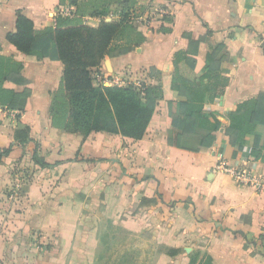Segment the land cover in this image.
<instances>
[{
	"label": "crops",
	"instance_id": "crops-1",
	"mask_svg": "<svg viewBox=\"0 0 264 264\" xmlns=\"http://www.w3.org/2000/svg\"><path fill=\"white\" fill-rule=\"evenodd\" d=\"M136 2L135 12L145 10L139 16L163 5L172 14L149 27L134 22L144 43L105 58L98 71L160 88L140 140L54 128L50 107L62 64L18 52L6 35L15 31L18 10L41 30L62 8L76 9L60 0H0V55L22 63L27 80L26 86L3 87L30 90L22 112L0 107V148L13 146L0 161V264H103L106 223L120 226L130 240V264H264V194L213 169L221 155L232 166L244 163L264 175V162L251 156L253 138L246 135L239 148L224 134L236 106L264 93V0ZM88 19L90 27L99 24ZM203 36L193 68L175 61L177 52L187 51L188 37ZM218 44L228 54L221 72L227 85L203 109L221 125L216 141L199 153L168 146L169 103L187 99L186 90L172 89V82L203 84L206 55ZM25 128L28 138H16ZM34 157L50 166L40 167ZM16 185L20 195L10 198Z\"/></svg>",
	"mask_w": 264,
	"mask_h": 264
},
{
	"label": "trees",
	"instance_id": "trees-1",
	"mask_svg": "<svg viewBox=\"0 0 264 264\" xmlns=\"http://www.w3.org/2000/svg\"><path fill=\"white\" fill-rule=\"evenodd\" d=\"M65 0H60L63 5ZM71 0L75 7L72 18H55V24L37 30L33 22L20 10L16 11L15 31L6 35V41L22 54L38 59H49L62 64V76L58 90L53 94L50 107V119L54 128L67 133L88 135L105 132L140 140L146 131L154 113L156 102L161 98L158 87L144 86L137 90L132 86H95L93 73L98 71L105 58H117L139 48L145 41L144 36L134 26L132 16L137 5L136 0H120L116 5V20L107 21L104 17L89 16L98 20L96 27H90L82 20V5ZM140 14L144 9H138ZM209 34V33H207ZM188 37L185 53L177 52L175 61L185 60L194 67L200 43ZM228 60L225 46L218 44L206 55V72L202 75L203 84L193 86L190 82L174 78L172 89L183 87L187 92L184 101H172L170 118L172 131L167 134L168 146L180 150L199 153L211 148L216 141V133L221 130L219 121L207 118L204 106L221 96L227 85V79L221 75L222 66ZM23 65L11 56L0 55V107L7 110H24L30 90L22 92L5 89V82L26 86L22 75ZM229 125L224 134L232 146L242 148L246 135L253 138L251 156L255 160L264 154V93L240 103L228 116ZM176 131V132H174ZM29 129L16 132V138H28ZM13 146L0 148L1 158L12 152ZM74 159V158H73ZM103 160L91 159V162ZM34 162L42 168L50 164L43 159ZM53 165H57L56 163Z\"/></svg>",
	"mask_w": 264,
	"mask_h": 264
},
{
	"label": "built area",
	"instance_id": "built-area-1",
	"mask_svg": "<svg viewBox=\"0 0 264 264\" xmlns=\"http://www.w3.org/2000/svg\"><path fill=\"white\" fill-rule=\"evenodd\" d=\"M172 13L168 5H163L157 8L155 11L148 12L144 16H140L134 19V22H139L142 25L149 27L154 21H156L157 17H160V21L165 17L170 16ZM74 12L71 8H62L60 10V17H73ZM55 24V23H53ZM93 83L95 86H117V87H126L132 86L137 90H142L143 85L139 83H132L129 80H117L113 77L105 76L100 73V71H96L93 73ZM214 171L222 174L227 177L232 182L240 185L251 187L256 190L258 193L264 194V175H254L250 167L246 166L244 163L239 165H230L228 162L222 158L221 155L216 157V162L213 167ZM20 195V187L18 185L14 186L10 190V198L17 199Z\"/></svg>",
	"mask_w": 264,
	"mask_h": 264
},
{
	"label": "rangeland",
	"instance_id": "rangeland-1",
	"mask_svg": "<svg viewBox=\"0 0 264 264\" xmlns=\"http://www.w3.org/2000/svg\"><path fill=\"white\" fill-rule=\"evenodd\" d=\"M70 3L71 0H65ZM79 4L89 2L88 5H82L83 15L82 20L84 23L90 22L88 19L91 13L95 16L104 17L107 21L116 20L115 17L116 5L120 0H77ZM58 14V12H57ZM140 14V11L133 13V17ZM72 18V17H71ZM91 18V17H90ZM95 19V18H91ZM104 238L103 245L104 251L102 256L103 264H130V259L135 256H130V240L127 241L124 231L120 226L106 223L103 226Z\"/></svg>",
	"mask_w": 264,
	"mask_h": 264
}]
</instances>
